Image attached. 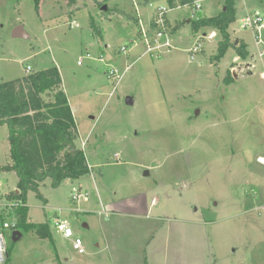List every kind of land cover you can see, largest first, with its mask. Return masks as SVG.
Masks as SVG:
<instances>
[{"label": "rangeland", "instance_id": "374dc122", "mask_svg": "<svg viewBox=\"0 0 264 264\" xmlns=\"http://www.w3.org/2000/svg\"><path fill=\"white\" fill-rule=\"evenodd\" d=\"M194 1L201 9L191 16L168 0H0V80L27 74L26 65L56 66L74 147L91 168L57 187L40 182L45 201L27 193V220L47 222L51 237L20 229L12 241L7 232L4 264H264V21L258 42L241 22L254 11L264 17V0L235 3L228 31L246 42V59L229 47L215 61L219 35L188 23L174 34L165 24L171 46L146 52L141 29L153 23L151 35L157 7L175 9L165 18L173 26L214 16L224 2ZM17 27L26 36L13 37ZM199 37L202 51L191 59ZM7 135L0 126V181L10 189L17 178L3 169ZM73 191L88 200L74 202ZM56 215L83 252L56 231Z\"/></svg>", "mask_w": 264, "mask_h": 264}, {"label": "trees", "instance_id": "16d2710c", "mask_svg": "<svg viewBox=\"0 0 264 264\" xmlns=\"http://www.w3.org/2000/svg\"><path fill=\"white\" fill-rule=\"evenodd\" d=\"M65 1L69 6L76 2ZM168 3L172 7L191 8L194 1L168 0ZM235 3L236 0H224V10L222 8L218 14L211 17H189L187 20L176 21L173 26L165 19L167 31L174 34L186 23L194 31L208 28L219 35L215 61L229 47L241 59H246V42L239 39L235 44L228 31L229 25L236 18ZM119 13L122 11L119 10ZM91 27L98 36L101 35L98 27L94 24ZM152 28L153 23L148 29L149 33ZM232 80L231 76L225 82L230 83ZM61 83L56 66L31 71L12 80H0V126L7 127L9 145V163L3 169L13 172L17 178L18 193H12V197L19 201L14 209L16 229L32 231L40 239H50V228L47 222L33 223L27 220V193L33 191L37 198L45 201L38 185L46 178H50L51 185L57 187L66 178L78 179L91 172L84 151L74 147L77 140L76 125ZM7 253L9 255V251Z\"/></svg>", "mask_w": 264, "mask_h": 264}, {"label": "built area", "instance_id": "2783aa9c", "mask_svg": "<svg viewBox=\"0 0 264 264\" xmlns=\"http://www.w3.org/2000/svg\"><path fill=\"white\" fill-rule=\"evenodd\" d=\"M179 8V6H177ZM174 8H168L165 6H160L155 9L154 16L151 17V21L154 22V30L149 35L148 28L141 29V38H143V43L145 45V51L151 52L154 49H158V51L162 52V50L166 47H170L169 43V37L168 34L165 31V18L166 13L171 11ZM201 9V5L199 3L194 2L193 6L191 7V16H194L197 11ZM193 18V17H192ZM263 21L264 17L259 14L258 11H254L252 14H247L245 17L241 19V22L244 27H251L256 29V41H259V31L263 27ZM205 37V34H204ZM207 38L214 37V33H210L206 35ZM164 40L162 41V39ZM204 39L203 37H199L197 39L196 44H194L190 49H188V52L190 54V58H193V55L195 53H198L199 51H202V45L200 44L199 40ZM121 50H123L124 53H126V48L121 47ZM167 50V49H165ZM119 51V49H118ZM164 51V50H163ZM261 55V53L259 54ZM78 64L80 61L77 62ZM31 66L26 65L25 71L27 73L31 72ZM107 77L114 82V84H117L120 75L118 74L117 70L114 68H110L107 71ZM16 192L18 193L17 188H8L0 181V262L4 264L8 258V249L5 246L6 243V233L9 232V234L12 237V232L17 230L16 229V216L14 213V209L16 206H18L19 201L18 199H15L12 197V193ZM72 200L74 202L79 201H87L88 200V194L87 193H81L80 191H73L72 192ZM53 226L56 229L57 232H59L63 238L65 239H71L72 241V247L79 252H83L82 248V242L78 237H73V231L69 227L67 221L58 215L53 217Z\"/></svg>", "mask_w": 264, "mask_h": 264}, {"label": "water", "instance_id": "95a60500", "mask_svg": "<svg viewBox=\"0 0 264 264\" xmlns=\"http://www.w3.org/2000/svg\"><path fill=\"white\" fill-rule=\"evenodd\" d=\"M224 10V8H223ZM13 37H24L26 36L23 31H22V28L21 27H17L13 33H12ZM238 40H235V44L237 43ZM126 102L128 104H131V99L127 98L126 99ZM21 233L19 230H15L12 232V241H16L19 237H20Z\"/></svg>", "mask_w": 264, "mask_h": 264}, {"label": "crops", "instance_id": "0c3cea01", "mask_svg": "<svg viewBox=\"0 0 264 264\" xmlns=\"http://www.w3.org/2000/svg\"><path fill=\"white\" fill-rule=\"evenodd\" d=\"M194 1V0H193ZM195 2V1H194ZM184 7V6H183ZM182 8V7H181ZM181 8H178V9H181ZM175 10V9H174ZM176 22V21H175ZM211 31V30H210ZM211 32H213L214 34H215V31H211ZM22 77V76H21Z\"/></svg>", "mask_w": 264, "mask_h": 264}, {"label": "bare ground", "instance_id": "6f19581e", "mask_svg": "<svg viewBox=\"0 0 264 264\" xmlns=\"http://www.w3.org/2000/svg\"><path fill=\"white\" fill-rule=\"evenodd\" d=\"M260 162L264 164V160L263 159H260Z\"/></svg>", "mask_w": 264, "mask_h": 264}]
</instances>
